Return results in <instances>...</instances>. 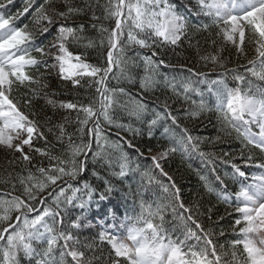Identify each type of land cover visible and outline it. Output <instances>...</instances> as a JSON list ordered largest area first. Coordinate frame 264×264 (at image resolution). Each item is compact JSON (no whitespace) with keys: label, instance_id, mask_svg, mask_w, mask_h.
<instances>
[{"label":"snow or ice","instance_id":"6c2138e0","mask_svg":"<svg viewBox=\"0 0 264 264\" xmlns=\"http://www.w3.org/2000/svg\"><path fill=\"white\" fill-rule=\"evenodd\" d=\"M13 4L0 0V264H264V0H191V7L185 0L196 23L172 0H83V5L77 0H44L34 11L36 0H25L22 9L6 15ZM89 12L87 21L76 23ZM29 13L38 26L35 31L16 24ZM89 26L95 36L88 34ZM185 42L186 63L172 64L167 53ZM89 50L96 52L95 62ZM139 50H151V55ZM129 51L135 55L128 56ZM233 55L246 63L230 68ZM129 61L137 67L143 63L142 92L139 99L121 104V97L131 92L111 82L132 81ZM209 66L223 70L217 79L209 80L201 70ZM177 67L180 71L173 72L172 79L161 72ZM160 75L172 96L157 98L150 109ZM228 76L234 86H229ZM52 81L60 91L51 90ZM196 84H207V93ZM61 94L74 98L54 99ZM173 97L190 102L185 113L193 120L215 114L217 136L193 135L168 103ZM118 108L146 124L147 144L136 141L144 135L142 128L114 119ZM73 124L75 130L69 131ZM158 127H163L168 146L148 158L160 176H168L161 160L173 154L182 160L196 155L211 166L214 181L198 171L204 191L195 193L189 204L171 177L165 184L152 169L142 170L125 150L127 145L145 156L147 147L152 153ZM111 128L117 135L128 132L132 139L110 140ZM233 133L240 143L236 152L217 156L204 150L203 145L214 148ZM217 159L230 171L224 169L221 175ZM100 160L112 177L140 176L136 190L129 185L125 193L133 198V211H139L121 222L126 229L122 237L102 229L82 239L80 231L93 227L87 221L89 205L106 200L114 185L105 178L106 187L96 200L91 184L77 187L72 182L89 162ZM253 168L258 171L249 176L245 169ZM93 175L100 179L95 171ZM229 181L237 185L232 191ZM151 186L167 194L166 203L144 198L141 189ZM205 195L227 206V228L220 223L225 215H216L210 200L201 211ZM70 208L81 213L71 219ZM204 216L207 226L198 219Z\"/></svg>","mask_w":264,"mask_h":264},{"label":"trees","instance_id":"16d2710c","mask_svg":"<svg viewBox=\"0 0 264 264\" xmlns=\"http://www.w3.org/2000/svg\"><path fill=\"white\" fill-rule=\"evenodd\" d=\"M25 0H14V4L9 6V11L6 13V15H12L16 13L18 10L22 9L24 6ZM78 3L83 5V0H77ZM106 2V0H101V3ZM173 3H175L178 7V10L183 12L185 15L188 16V19L192 23L197 22V18L192 16L190 13H188L187 8L184 7L185 0H172ZM44 3V0H36V5L32 9L34 11L35 7H38L40 4ZM191 0H188V7H191ZM91 13L89 12L88 16L78 18L76 23H79L81 21H87L90 17ZM97 15H102L101 11H97ZM72 23V22H69ZM107 23V22H105ZM18 27H24L25 25L28 26V28L32 31H35L38 27L35 22L33 16L29 13L25 16L21 17L20 20L16 22ZM59 26V22L56 25ZM55 34V28L52 29V34L48 35L47 39L51 40L52 35ZM89 35L95 36V33L91 31L89 26ZM86 42V41H85ZM187 48V42H185L183 48H177L175 52L169 51L167 53L166 59L171 61L174 65H179L186 63V53L185 49ZM73 51L79 52L82 51V49L79 48H73ZM92 53V61L95 62V56L96 52L94 50H89ZM142 54L151 55V50H139ZM159 51V50H157ZM128 56H134V51H129L127 53ZM225 56L228 55L227 52L224 53ZM232 63L229 64V67H236L237 63H246L241 59V61L237 62L235 55L232 56ZM194 62V61H193ZM197 67H200V65H197ZM202 71L207 72L208 79H217L220 75V73L223 71L222 69H217L216 71H212L211 66L208 68H201ZM179 67L175 69H164L161 68V72L163 74H166L168 76V79H172V73L173 72H179ZM239 71L243 72L244 69L240 68ZM128 75L132 77V81L129 82L127 79H122L120 83L117 85L116 81L113 80L111 82L112 87H123L127 90H130L131 95L121 97V104L125 103H131L134 99H139L138 93H141L142 90L140 88V78L145 75L143 63L140 62V66L137 67L136 64L132 61H129L128 63ZM187 75V74H185ZM158 83L153 88L151 93V99L149 100L150 109L152 107L156 106L157 98L162 101L165 96H172V93L170 89L166 88L163 81H164V75H160L157 78ZM227 82L229 86H234V81L232 80L231 76L227 77ZM195 87L199 88L200 90L207 93V84H196ZM52 91H60L57 86L56 82L52 81ZM83 92V90H81ZM74 97L72 96H65L63 94L58 95L54 97V99L57 100H71ZM77 98H83L77 97ZM193 98L196 99L195 95L193 94ZM44 101L40 100L39 104H43ZM168 103L172 106V109L175 113L178 114L180 123L182 125L187 126L191 131L193 135L202 136V137H215L217 136V127L216 125V117L213 113H204L200 116L199 119L193 120L191 117L186 116L185 109L189 107V104H184L182 99H177L173 97L168 101ZM39 104L37 107H39ZM183 104V108L181 105ZM51 112V109H49V113ZM146 118L150 119L151 116L146 114ZM114 119H117L119 123L127 124L129 122L133 123L134 127H139L144 130L143 137H136V141L139 143L147 144L149 142V137L147 135L146 131V124L141 125L138 121L135 120L134 117H130L127 114L126 108H118L114 113ZM170 124L171 122L168 121ZM107 128V125H105ZM174 127V126H173ZM69 131L75 130V125H71L68 128ZM177 131H179L177 129ZM117 129L111 128L108 132L109 139L112 141H118L121 136H123L125 139H132V136L126 132L121 130L119 132V135L116 134ZM223 135V134H220ZM154 137L151 140V146L153 148L152 153H157L159 151H162L165 147L168 146V140L164 137L163 133V127H158L154 132ZM49 139H52L51 136H49ZM79 141H77L78 143ZM125 150L130 154V159L133 161H136L141 166L142 170H148L152 169V163L151 160L148 158L152 153L148 152L147 147L144 148L145 156H138L133 150L128 149L127 145H124ZM240 147L239 140L235 138V133L232 134L231 137H224L223 142L217 143L215 147L213 148L210 145H203V148L205 151H213L217 154V156L221 155L223 151H229V152H236ZM59 150V145H57V151ZM109 151H111L109 149ZM39 159V158H37ZM4 162V156L2 153H0V163ZM47 160L44 161L45 166H47ZM218 165V171L221 175H224V169H228L230 171V168L228 165L221 164L219 159L216 161ZM161 165L163 169L168 173V176H160L158 169H152L155 175H157L165 184H168L170 181L168 177H171L179 189L181 190L183 200L185 204H189L194 197V194L197 192H203L204 189L202 187V183L200 181L199 176L197 175V172L199 171L201 174L209 176L211 180L214 181V176L211 172V166L207 165L205 162H203L198 156L192 155L185 159H181L180 155L173 154L169 158H166L164 160H161ZM135 166V165H133ZM118 171V167L116 168ZM248 172V175L251 176L254 172H257L256 169H245ZM93 171L97 173V175L100 177V179H97V176L93 175ZM109 167L108 165L103 161L100 160L95 164H92L89 162L87 166V170L81 174L80 177L76 181H73L72 183L76 185L77 187H81L85 182L91 184L95 188V197L96 200H99V194L104 191L106 185L104 183V179L107 178L112 181L114 185V191L110 194H108L107 199L104 201H100L99 204L93 202L89 205V210L87 212V221L90 222L93 227L91 229H82L80 231V236L83 239L84 237H94L99 231L102 230V228H108L109 231H117V226L120 220L125 221L126 216H132L135 214V212H138L139 209L136 208L135 212L133 211V198L132 197H125V193L129 191V185H131L133 191L136 190V188L141 184V178L139 175H133L129 174L127 177H125L123 180L117 179L115 177H112L109 175ZM59 183V182H58ZM146 183V181H145ZM237 187V185H234L229 181V191H232L233 188ZM141 191L144 194V198L148 199L149 201L153 200H160L163 203H166V195L163 193L159 187L151 186L150 190L145 191L144 189H141ZM87 197H85L86 199ZM196 199H200V197H196ZM211 201L212 204H215L218 212L216 215H225V219L221 221V225L227 228V225L230 221V217L226 215L225 209L226 205L219 203L217 201L216 197L205 195L203 198V205L204 207L201 209V211L206 210V208L209 206L208 202ZM228 211H231V209H228ZM81 213L80 209L76 208H70L69 209V215L71 219H75L77 215ZM110 213L114 214L117 217V220H113L111 218ZM168 220L171 221V212L169 210L167 214ZM215 218V217H214ZM198 219H201L205 226L208 224L207 217H198ZM177 234H179V229H177ZM175 238V236L173 237ZM224 239V238H221ZM97 255H101V253H97ZM103 255L107 256V248L105 246ZM23 264H27L26 261L23 262Z\"/></svg>","mask_w":264,"mask_h":264},{"label":"rangeland","instance_id":"374dc122","mask_svg":"<svg viewBox=\"0 0 264 264\" xmlns=\"http://www.w3.org/2000/svg\"><path fill=\"white\" fill-rule=\"evenodd\" d=\"M155 154H156V153H152L151 155H155ZM123 235H124V234H123ZM123 235H122V236H123ZM122 236H121V237H122Z\"/></svg>","mask_w":264,"mask_h":264}]
</instances>
